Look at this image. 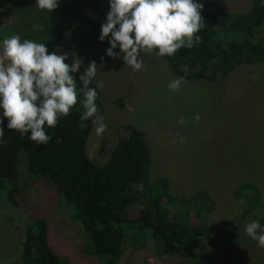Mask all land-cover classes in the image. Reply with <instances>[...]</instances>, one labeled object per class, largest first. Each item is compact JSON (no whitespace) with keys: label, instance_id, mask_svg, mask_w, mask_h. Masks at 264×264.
Instances as JSON below:
<instances>
[{"label":"rangeland","instance_id":"1","mask_svg":"<svg viewBox=\"0 0 264 264\" xmlns=\"http://www.w3.org/2000/svg\"><path fill=\"white\" fill-rule=\"evenodd\" d=\"M251 4L252 0H225L224 8L244 12ZM52 12L67 42L58 54L68 52L66 63L71 64L75 52L84 68L95 61V83H103V107L94 119L102 116L107 129L101 136L93 129L87 142L90 158L106 164L114 144L127 135L123 126L133 124L150 144L152 179L169 178L176 195L205 189L217 200L210 217L211 239L197 260L160 256L148 233L137 232L129 237L134 242L125 243L118 264H264V248L245 232V225L257 217L243 218L245 198L234 195L240 183L253 182L264 198V62L240 65L215 82L183 78L180 90L170 91L169 82L181 77L163 57L145 53L144 67L134 71L122 58L108 57L109 46L100 43L88 22L68 15L61 0ZM15 20L9 12L5 23ZM82 101L79 98L71 111L83 112ZM182 117L183 125L178 123ZM13 188L18 191L11 197L14 204L9 199ZM257 212L264 214L263 209ZM72 213L47 177L32 174L27 153L21 151L16 184L0 192V264L20 260L25 230L33 219L48 223L49 243L65 263L105 264L92 255V241Z\"/></svg>","mask_w":264,"mask_h":264},{"label":"trees","instance_id":"2","mask_svg":"<svg viewBox=\"0 0 264 264\" xmlns=\"http://www.w3.org/2000/svg\"><path fill=\"white\" fill-rule=\"evenodd\" d=\"M7 1V2H5ZM4 2L7 3L6 7ZM70 16L89 23L98 39L101 25L110 11L109 0H61ZM204 5L203 27L198 35L201 43L181 48L171 57H163L175 73L187 80H224L240 65L264 62V0H252L249 10L237 12L224 8L225 0H195ZM0 39L18 34L21 39L45 43L49 52H60L66 37L58 21L48 10H40L36 0H0ZM9 12L16 20L6 24ZM39 24L43 31L34 30ZM109 38L100 41L110 46ZM99 40V39H98ZM84 66H81L83 71ZM79 74H73L79 82ZM82 87V85H78ZM90 87H96L94 82ZM97 109H102L97 88ZM83 98L81 93L78 97ZM83 112L71 111L54 128L45 126L51 139L47 144L31 141L28 134L3 123L0 143V192L18 180L19 153H27L29 169L35 176H45L63 195L78 221L89 235L93 256L105 264H118L125 243L133 241L137 232L148 233L160 256H179L197 260L211 239L210 217L217 207L211 192L200 189L191 195L172 192L169 178L152 179L153 154L147 138L133 124L123 129L127 135L119 139L104 165L96 164L87 152V142L94 129V117L79 128ZM17 188L9 189L10 198ZM246 206L242 217H257L264 228V198L253 182H242L234 189ZM15 203L14 199H11ZM49 226L43 219H33L25 230L20 260L16 264H68L54 251L48 240ZM138 237V236H137ZM129 238V239H127ZM139 238V237H138ZM134 242V241H133Z\"/></svg>","mask_w":264,"mask_h":264},{"label":"clouds","instance_id":"3","mask_svg":"<svg viewBox=\"0 0 264 264\" xmlns=\"http://www.w3.org/2000/svg\"><path fill=\"white\" fill-rule=\"evenodd\" d=\"M110 11L106 22L101 25L99 41L108 40L106 54L110 58L123 59L124 65L139 71L144 67L143 54L154 53L158 57L174 56L181 48H193L201 43L198 35L203 27L202 3L195 0H109ZM40 10L49 12L58 7V0H36ZM34 30L43 31L39 24ZM0 50V108L7 118V127L30 135L37 144H47L51 137L45 126L54 128L60 119L67 117L78 103L82 93L83 113L78 127L97 113V88L103 83L90 87L97 77L98 66L90 62L81 71L83 58L71 53L72 63L68 64L69 53L49 52L45 43L21 39L18 34L5 38ZM119 47V52L114 51ZM79 74V84L73 74ZM184 79L169 82L170 91H179ZM82 85V87H78ZM200 117H195L199 121ZM3 119H0V143L3 142ZM95 134L101 136L107 129L102 116L93 121ZM178 123L185 124L182 117ZM185 142V138H181ZM246 234L264 248V228L253 220L245 225Z\"/></svg>","mask_w":264,"mask_h":264},{"label":"water","instance_id":"4","mask_svg":"<svg viewBox=\"0 0 264 264\" xmlns=\"http://www.w3.org/2000/svg\"><path fill=\"white\" fill-rule=\"evenodd\" d=\"M0 42H2L1 39H0ZM0 50H2V45H0ZM0 119H3V121H5V119H6V118L3 117V109L2 108H0ZM4 131H5V129H4Z\"/></svg>","mask_w":264,"mask_h":264}]
</instances>
